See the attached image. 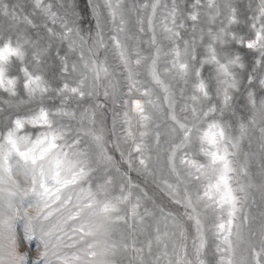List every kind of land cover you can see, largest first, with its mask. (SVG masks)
I'll use <instances>...</instances> for the list:
<instances>
[{
	"label": "snow or ice",
	"instance_id": "snow-or-ice-1",
	"mask_svg": "<svg viewBox=\"0 0 264 264\" xmlns=\"http://www.w3.org/2000/svg\"><path fill=\"white\" fill-rule=\"evenodd\" d=\"M0 264H264V0H0Z\"/></svg>",
	"mask_w": 264,
	"mask_h": 264
},
{
	"label": "rangeland",
	"instance_id": "rangeland-1",
	"mask_svg": "<svg viewBox=\"0 0 264 264\" xmlns=\"http://www.w3.org/2000/svg\"><path fill=\"white\" fill-rule=\"evenodd\" d=\"M132 176H133V179H137L135 173H133ZM150 194H151V191H150Z\"/></svg>",
	"mask_w": 264,
	"mask_h": 264
}]
</instances>
